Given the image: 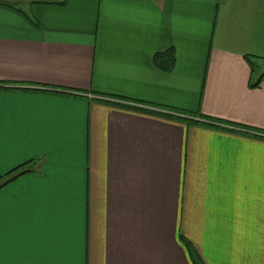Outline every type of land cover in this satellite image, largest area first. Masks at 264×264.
Here are the masks:
<instances>
[{
	"label": "crops",
	"instance_id": "crops-1",
	"mask_svg": "<svg viewBox=\"0 0 264 264\" xmlns=\"http://www.w3.org/2000/svg\"><path fill=\"white\" fill-rule=\"evenodd\" d=\"M6 1L4 264H264V0Z\"/></svg>",
	"mask_w": 264,
	"mask_h": 264
},
{
	"label": "trees",
	"instance_id": "trees-1",
	"mask_svg": "<svg viewBox=\"0 0 264 264\" xmlns=\"http://www.w3.org/2000/svg\"><path fill=\"white\" fill-rule=\"evenodd\" d=\"M58 5H63L64 4V0L62 2H59L57 3ZM0 5L2 6H5V7H8V8H11V9H14V10H17L13 5L9 4V3H1L0 2ZM20 11V10H18ZM251 67H252V73L254 74L255 71H256V66L251 63L249 60H247ZM153 63L154 65L164 71V72H170L174 66V56H173V52L172 51H168L166 53H159V54H156L154 57H153ZM264 77V73L253 83L250 84V87L251 88H254V87H257L260 82H261V79ZM194 264H199L195 261L194 259Z\"/></svg>",
	"mask_w": 264,
	"mask_h": 264
},
{
	"label": "snow or ice",
	"instance_id": "snow-or-ice-1",
	"mask_svg": "<svg viewBox=\"0 0 264 264\" xmlns=\"http://www.w3.org/2000/svg\"><path fill=\"white\" fill-rule=\"evenodd\" d=\"M3 185H0V187H2ZM3 230L2 227H0V255H2V251H3ZM0 264H4L3 260L0 259Z\"/></svg>",
	"mask_w": 264,
	"mask_h": 264
},
{
	"label": "rangeland",
	"instance_id": "rangeland-1",
	"mask_svg": "<svg viewBox=\"0 0 264 264\" xmlns=\"http://www.w3.org/2000/svg\"><path fill=\"white\" fill-rule=\"evenodd\" d=\"M260 70L264 71V64L260 67Z\"/></svg>",
	"mask_w": 264,
	"mask_h": 264
},
{
	"label": "water",
	"instance_id": "water-1",
	"mask_svg": "<svg viewBox=\"0 0 264 264\" xmlns=\"http://www.w3.org/2000/svg\"><path fill=\"white\" fill-rule=\"evenodd\" d=\"M0 2H1V3H7V1H6V0H0Z\"/></svg>",
	"mask_w": 264,
	"mask_h": 264
}]
</instances>
